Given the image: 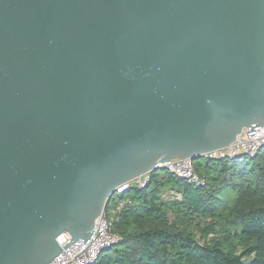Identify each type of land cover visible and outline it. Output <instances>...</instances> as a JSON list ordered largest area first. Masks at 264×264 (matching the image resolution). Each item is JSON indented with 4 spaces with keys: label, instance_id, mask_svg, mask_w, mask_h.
Listing matches in <instances>:
<instances>
[{
    "label": "water",
    "instance_id": "water-1",
    "mask_svg": "<svg viewBox=\"0 0 264 264\" xmlns=\"http://www.w3.org/2000/svg\"><path fill=\"white\" fill-rule=\"evenodd\" d=\"M245 127L264 0H0V264L87 243L119 185Z\"/></svg>",
    "mask_w": 264,
    "mask_h": 264
},
{
    "label": "trees",
    "instance_id": "trees-1",
    "mask_svg": "<svg viewBox=\"0 0 264 264\" xmlns=\"http://www.w3.org/2000/svg\"><path fill=\"white\" fill-rule=\"evenodd\" d=\"M194 165L204 185L159 168L146 187L114 193L126 201L113 227L122 240L95 264H264V151Z\"/></svg>",
    "mask_w": 264,
    "mask_h": 264
},
{
    "label": "built area",
    "instance_id": "built-area-1",
    "mask_svg": "<svg viewBox=\"0 0 264 264\" xmlns=\"http://www.w3.org/2000/svg\"><path fill=\"white\" fill-rule=\"evenodd\" d=\"M249 129L245 127L229 146L211 151L205 155V158L218 160L257 157L264 151V127H257L255 131L248 133ZM159 168H165L170 173L196 186L205 184L204 178L195 170L194 160L191 158H173L164 163H159ZM150 180L151 173H146L131 181L122 183L116 188L115 193L122 195L133 186L144 188ZM165 196L172 200L181 199L182 197L177 192H169ZM125 203L126 201L119 202L114 213L107 209L99 215L93 229L95 232L87 243L81 238L64 247L63 244L72 236L67 232L62 234L59 237V242L63 250L49 264H95L105 250L114 247L122 240L121 234L115 232L113 227L116 216Z\"/></svg>",
    "mask_w": 264,
    "mask_h": 264
},
{
    "label": "rangeland",
    "instance_id": "rangeland-1",
    "mask_svg": "<svg viewBox=\"0 0 264 264\" xmlns=\"http://www.w3.org/2000/svg\"><path fill=\"white\" fill-rule=\"evenodd\" d=\"M200 159H202V160H205L206 158L205 157H202V158H200ZM116 203H114L113 201L109 204V211L111 212V213H114L115 212V208H116Z\"/></svg>",
    "mask_w": 264,
    "mask_h": 264
},
{
    "label": "crops",
    "instance_id": "crops-1",
    "mask_svg": "<svg viewBox=\"0 0 264 264\" xmlns=\"http://www.w3.org/2000/svg\"><path fill=\"white\" fill-rule=\"evenodd\" d=\"M170 192H174V191H170Z\"/></svg>",
    "mask_w": 264,
    "mask_h": 264
}]
</instances>
